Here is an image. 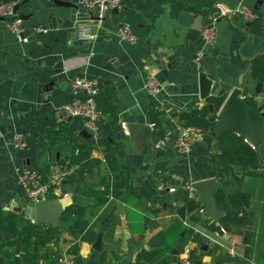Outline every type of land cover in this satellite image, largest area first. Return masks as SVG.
Wrapping results in <instances>:
<instances>
[{
    "label": "crops",
    "instance_id": "0c3cea01",
    "mask_svg": "<svg viewBox=\"0 0 264 264\" xmlns=\"http://www.w3.org/2000/svg\"><path fill=\"white\" fill-rule=\"evenodd\" d=\"M0 1H18L28 37L20 41L0 18V206L17 213L16 207L29 203L17 181L24 167L47 172L75 160L86 172L57 197L84 207L81 222L61 221L58 241L23 264H59L61 255L72 250L79 264H116L123 258L129 264H175L173 250L180 239L177 264L189 244L191 258L206 264H264V162L259 155L255 168L249 157H241L232 162L238 173L222 177L210 161L219 151L217 125L188 154L174 149L185 125L181 116L207 105L200 98L201 72L260 103L253 61L264 54V0H214L212 5V0H124L120 8L107 11L99 31L130 25L140 37L136 45L116 34L88 45L81 42L77 25L94 22L97 14L81 0H58L66 5ZM241 6L254 9L257 17L247 20L237 11ZM210 23L218 27V38L198 70L192 59L201 46V29ZM37 25L49 31L35 34ZM150 74L162 85L158 94L144 88ZM76 75L100 83L97 101L107 119L97 143L81 119L64 109L74 97L70 79ZM58 130L61 139L55 140ZM17 132L26 135L24 149L13 144ZM160 139L166 144L157 148ZM118 146L124 151L119 163L129 177L116 196L115 173L105 155ZM214 178L222 184L215 199L223 235L215 219L206 216L197 190L189 194L193 204L181 198L187 193L185 182ZM106 190V200L86 193ZM239 193L245 203L233 205ZM100 234L98 250L94 246ZM9 236L0 229V239Z\"/></svg>",
    "mask_w": 264,
    "mask_h": 264
},
{
    "label": "built area",
    "instance_id": "2783aa9c",
    "mask_svg": "<svg viewBox=\"0 0 264 264\" xmlns=\"http://www.w3.org/2000/svg\"><path fill=\"white\" fill-rule=\"evenodd\" d=\"M124 0H81V5L85 8L96 9L97 14L94 22H81L77 25V34L79 40L87 45L93 43L102 36L116 34L122 40L132 45L140 41V37L130 25H120L114 31L101 32L99 28L110 9L120 8ZM18 1H0V17L8 19V28L16 35L20 41H28L25 34L26 28L23 25V18L16 12ZM238 13L247 20H254L257 14L254 9L241 6L237 9ZM97 27V28H96ZM33 33H47L49 28L43 25L32 27ZM218 38V27L215 23L205 25L201 29V46L196 50L192 59L193 65L201 70L204 58L207 54V48L213 45ZM70 87L73 92V99L65 105L64 109L72 117L81 119L84 128L90 133L93 141L97 143L101 136V125L106 119V114L99 107L97 96L100 93V83L97 78L86 75H76L70 79ZM144 88L152 93L158 94L161 89V83L154 75H148L145 79ZM207 133L198 126L184 125L180 128L174 141V149L180 155L188 154L193 147L200 141H203ZM13 144L17 149H24L27 146L26 135L23 132H17L13 138ZM166 144L165 139L156 142L157 148ZM76 167L71 166L69 161H62L51 167L48 174L30 167H24L17 173V181L21 186L26 199L35 203L40 200L55 198L62 192L67 179L74 173ZM185 191L194 194L196 188L194 181H187L183 184ZM171 192L176 191V187L170 188ZM66 195V194H65ZM59 264H79L76 254L72 252L63 253L59 259ZM180 264H206L201 260H194L190 256V244L185 246L180 257Z\"/></svg>",
    "mask_w": 264,
    "mask_h": 264
},
{
    "label": "trees",
    "instance_id": "16d2710c",
    "mask_svg": "<svg viewBox=\"0 0 264 264\" xmlns=\"http://www.w3.org/2000/svg\"><path fill=\"white\" fill-rule=\"evenodd\" d=\"M213 2L214 0H212L210 4L212 5ZM253 76L258 82H264V54L257 56L253 61ZM249 101L250 106L256 107L257 101L254 100L253 97L249 98ZM99 107L105 113L100 104ZM115 109L113 111H115ZM113 117L116 118V115ZM181 119L185 121V125H194L200 127L207 133V136L209 132L217 125V116L216 114L211 113L207 105L199 109H194L190 114H183ZM60 132L61 131L59 130L54 131L52 138L55 140L61 139L57 137L59 136ZM215 146L219 151H216L210 155V161L224 178H228L238 173L234 169L232 162L241 157H249L251 159L252 166L254 168L257 166L258 154L256 150L253 149L252 146L239 135L233 133L219 134L215 138ZM121 148V146H118L116 149L107 152L105 155L106 161L111 165L115 173L114 195L116 196L126 185L129 177L126 170L122 169L119 163L120 159L124 156V151ZM69 163L71 166L75 165L74 167H76V170L67 179L66 184L83 180V177L86 173L84 167L82 166L78 168V165L75 164V160H70ZM42 172L45 175L49 173V171ZM86 193L90 195H96L97 197H100L101 200H106L110 194V192L107 190L101 191L99 193L95 191H87ZM220 196L224 197L223 192L220 193ZM53 198H55V196L51 195V199ZM181 198L184 201L191 202L192 204L194 203V201L189 198V193H186ZM237 198L238 202H232L233 205L237 204L238 206H241L245 203L242 194L239 193ZM198 206L202 207L200 203H198ZM83 212V206L79 204H72L68 206L65 212L62 214L61 221L67 222L71 218H76L77 221L81 222ZM225 220L226 219H224V222ZM0 229L11 235L7 238L0 239V264H23L24 262L32 261L36 254L45 246H47L49 242L52 240L58 241L61 233L60 226L34 223L17 213L5 211L1 206ZM192 233H194L193 230ZM72 251L74 254H76L75 250Z\"/></svg>",
    "mask_w": 264,
    "mask_h": 264
},
{
    "label": "water",
    "instance_id": "95a60500",
    "mask_svg": "<svg viewBox=\"0 0 264 264\" xmlns=\"http://www.w3.org/2000/svg\"><path fill=\"white\" fill-rule=\"evenodd\" d=\"M55 2L66 5V3L58 0H55ZM16 12H18V6ZM0 18L5 21L8 20L3 17ZM165 75H167L166 71ZM49 87L51 85L48 86V89H50ZM199 87L201 100L208 105L212 113L217 115L216 133L232 132L243 137L252 145L264 162V82H258L255 86L254 93L260 99V103L257 101L256 107L250 106L249 99L241 96L240 89L236 88L230 91L219 82L213 81L204 72L200 73ZM221 186V182H218L216 178L194 183V187L198 192V201L205 206L206 216L215 219L218 233L223 235L220 225L222 214L217 209L215 199L216 192ZM70 204L71 199L69 197L53 198L35 203H25L20 207H16L14 211L34 223L59 226L62 214ZM181 240L173 250L175 264H177ZM101 244L102 237L100 234L94 247L101 250ZM116 264H129V260L123 258Z\"/></svg>",
    "mask_w": 264,
    "mask_h": 264
}]
</instances>
